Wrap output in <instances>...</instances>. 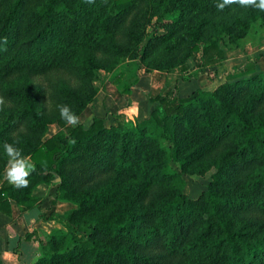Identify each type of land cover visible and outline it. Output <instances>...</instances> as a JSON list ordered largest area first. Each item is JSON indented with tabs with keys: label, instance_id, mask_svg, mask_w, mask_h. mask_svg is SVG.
I'll list each match as a JSON object with an SVG mask.
<instances>
[{
	"label": "trees",
	"instance_id": "1",
	"mask_svg": "<svg viewBox=\"0 0 264 264\" xmlns=\"http://www.w3.org/2000/svg\"><path fill=\"white\" fill-rule=\"evenodd\" d=\"M221 2L0 0V98L13 106L0 117V173L4 142L35 165L26 188L2 181L0 210L9 211V199L32 206L40 183L56 184V198L74 205L32 264H264L263 71L177 105L168 95L149 96L156 103L146 117L117 112L111 125L91 116L97 88L85 87L98 69L109 72L116 58L136 54L149 22L137 16L144 6L165 21L140 56L179 50L181 41L171 42L186 28V55L198 53L199 63L178 78H214L225 59L221 41L238 45L256 22L264 25V12L237 4L220 11ZM215 13L220 19L209 21ZM172 68L188 70L166 61L146 71ZM60 104L78 125L61 119ZM51 123L60 130L45 137ZM208 171L206 188L188 196L183 175Z\"/></svg>",
	"mask_w": 264,
	"mask_h": 264
},
{
	"label": "crops",
	"instance_id": "2",
	"mask_svg": "<svg viewBox=\"0 0 264 264\" xmlns=\"http://www.w3.org/2000/svg\"><path fill=\"white\" fill-rule=\"evenodd\" d=\"M260 49L263 53L247 58L243 63L226 61L225 52V59L218 65L212 79L202 72L189 79H179L177 68L152 71L139 68L131 83L122 76L109 79L107 73L105 81H95L98 90L89 103L91 116L102 117L105 122L117 112L129 119L146 117L154 103L148 100L149 96L168 95L177 105L197 90L211 91L224 81L264 72V40ZM125 88H128L126 93ZM89 121L87 118L84 124ZM48 129L51 132L46 135L50 136L59 126L51 123ZM4 175L0 177V185L6 180ZM32 194L38 198L32 206L26 207L9 199V211L0 210V264H32L41 254V241L47 239L54 229L62 228L58 216L74 207L71 202L56 198V184L40 183Z\"/></svg>",
	"mask_w": 264,
	"mask_h": 264
},
{
	"label": "rangeland",
	"instance_id": "3",
	"mask_svg": "<svg viewBox=\"0 0 264 264\" xmlns=\"http://www.w3.org/2000/svg\"><path fill=\"white\" fill-rule=\"evenodd\" d=\"M166 15L168 17L171 15V13H166ZM137 16H144L145 17L144 20L149 21V22L144 31L145 36L142 39V41L139 43V45L137 46L136 54L133 56L124 55V56H119L118 58H116L115 59L116 66L109 72H107L106 69H98L96 71V76H97L96 80L88 81L89 86L88 84H86L85 87L87 88L95 87L98 90V87L96 86L95 81H97V79L105 81V77H107L109 74H110L109 79H111L112 77L114 78L116 76L117 77L122 76V78H124L126 82L131 83L134 80L136 76V71L139 68L150 70L148 68L154 67L157 64L166 63V61L168 63H171L173 61L177 63L182 61L183 63H185L188 67V70L183 73L179 72V75L182 74L183 77L185 78H187L190 74H193L197 70V65L199 63V54L193 53L191 55H186L188 45L190 44V39L186 37L184 34V31L186 30V28L178 31L176 33L174 40H172L171 42V43H174L177 40L181 41V46L179 47V50L173 51L171 54L167 53L166 55H164V53H162L163 51L159 49L155 55L149 56L147 59L142 58L140 56L142 44H144L147 41V39H149L152 35L159 34L162 32V31L160 32L162 28L161 23L164 22L165 20H162V21L157 20V16L150 18V14L147 11L146 6L142 7L141 10L138 11ZM208 16H209L208 18L209 21L220 19L219 18L220 15L218 13L211 14ZM263 40H264V25L260 24L259 22H256L250 29L249 33L245 37H243L241 40H239L238 45H234L233 42L228 38L223 39L221 41V45L224 47V51L227 54L226 61L230 63L231 61H234V63L236 62L243 63L245 59L251 58L257 54L263 53L260 49V46L263 44ZM172 55H174L173 59H171ZM234 56H237V57H235V59L233 60ZM32 82L34 83L41 82V77H34ZM192 94L187 99H189L192 96ZM155 103H153L152 107H154ZM5 107L11 108L13 106L11 102H9L8 100H3V104H0V117H2L1 115L4 112L3 110L5 109ZM142 118L144 117H139L136 119L140 120ZM114 123H115V119L111 115L110 119L105 122V125H111ZM59 130H60V126L57 131ZM47 132L49 133L51 132V130L47 128ZM211 172L212 171H208L202 175L196 174V173L183 175L184 180H185L184 192L191 198L197 197L206 188ZM4 174H5V168L0 173V177L3 176Z\"/></svg>",
	"mask_w": 264,
	"mask_h": 264
},
{
	"label": "clouds",
	"instance_id": "4",
	"mask_svg": "<svg viewBox=\"0 0 264 264\" xmlns=\"http://www.w3.org/2000/svg\"><path fill=\"white\" fill-rule=\"evenodd\" d=\"M88 3L94 0H87ZM237 4L241 7H253L261 12H264V0H222L216 5L217 9L222 11L225 6ZM0 104L3 100L0 99ZM59 115L68 125L76 126L79 124V117L72 111L70 106L60 104L57 106ZM74 143L75 141H70ZM3 149L8 156V161L5 166L4 178L9 184L17 189L26 188L29 185L28 177L35 170V165L29 157L22 155V151L13 143L4 142Z\"/></svg>",
	"mask_w": 264,
	"mask_h": 264
},
{
	"label": "water",
	"instance_id": "5",
	"mask_svg": "<svg viewBox=\"0 0 264 264\" xmlns=\"http://www.w3.org/2000/svg\"><path fill=\"white\" fill-rule=\"evenodd\" d=\"M56 181H59V178H57Z\"/></svg>",
	"mask_w": 264,
	"mask_h": 264
}]
</instances>
